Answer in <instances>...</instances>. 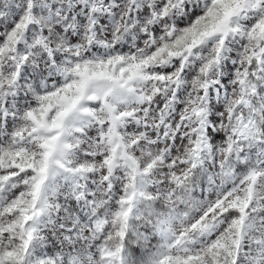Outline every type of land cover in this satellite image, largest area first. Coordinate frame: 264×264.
I'll return each mask as SVG.
<instances>
[{
  "label": "snow or ice",
  "instance_id": "6c2138e0",
  "mask_svg": "<svg viewBox=\"0 0 264 264\" xmlns=\"http://www.w3.org/2000/svg\"><path fill=\"white\" fill-rule=\"evenodd\" d=\"M0 264H264V0H0Z\"/></svg>",
  "mask_w": 264,
  "mask_h": 264
}]
</instances>
